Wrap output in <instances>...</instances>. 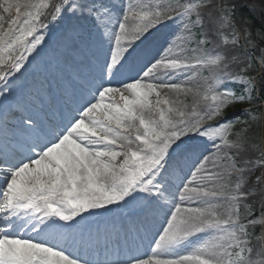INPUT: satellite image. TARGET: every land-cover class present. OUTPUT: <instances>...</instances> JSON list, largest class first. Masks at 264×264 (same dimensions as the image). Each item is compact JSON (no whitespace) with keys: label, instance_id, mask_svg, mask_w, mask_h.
I'll return each instance as SVG.
<instances>
[{"label":"snow or ice","instance_id":"obj_1","mask_svg":"<svg viewBox=\"0 0 264 264\" xmlns=\"http://www.w3.org/2000/svg\"><path fill=\"white\" fill-rule=\"evenodd\" d=\"M2 7L9 16L15 9L7 28L3 25L5 17L0 15V82L8 86L9 76L24 69L25 53L31 55L44 39L35 35L41 27V18L50 15L60 22L71 11V17L79 19L87 6L81 4L77 9L72 0H15L14 3L5 0ZM178 7L182 9L178 18H187L188 23L184 25L186 32L181 43L169 45L170 55L157 59L159 53L148 52L152 36L149 30L169 18L167 12L130 6L124 21L133 19L138 23L131 30L125 23L118 24L117 50L105 55L96 74L79 78V101L66 114L61 112L54 119L41 115L40 109L32 105L22 107L24 114L16 120L11 135L6 134L0 142V218L3 220L0 264H90L55 242L61 229L55 221H63L72 228L71 222L77 217L83 219L84 213L108 205L128 204L137 199L136 194H143L140 198L148 206L163 207L160 202L168 191L166 178L184 173L186 167L192 179L184 183L185 175L181 180L179 199L195 206L183 211L176 207L170 213L162 234L158 232L152 241V255L147 259L130 256L117 264H253L245 256L246 250L250 252L246 249L248 241L243 238L248 232L240 222L239 202L245 195L241 189L246 169L237 167L227 153L228 164L215 154L212 158H196L192 164L200 145L189 142L194 139L191 133L201 137L208 134L209 130L200 127L204 119L212 120L227 106L243 102L246 94L250 96L253 81L240 76L232 79L244 85L243 94L236 95L226 89L218 91L224 77L231 79L230 73L225 71L222 76L214 73L213 82L204 93H194L200 96L197 105L201 100L205 102L202 114L198 115L195 107L186 114L168 106L170 101L161 98L162 89L193 90L168 84L164 82L166 78L186 75L200 65L219 66L222 61L220 56L208 57L202 47L205 41L192 31L202 24L197 11L199 5L189 3ZM107 11L88 8L97 21H103ZM227 11L234 12V6ZM78 38L84 47L91 43L90 33ZM19 48L24 51L14 57ZM259 59L264 63V49ZM137 60L143 62L136 77L121 81L122 86H109L111 79L125 75L126 65ZM105 77L110 78L107 83ZM64 94L69 95L68 89ZM174 113L179 119H173ZM186 115L196 119H185ZM211 131L227 147H241L239 136L236 142L229 143L228 122ZM185 137L188 139H182ZM192 167H196L195 173ZM229 183L234 187L231 193H226ZM147 210V207L143 209L145 213ZM200 234H204L202 242L187 254L178 253L179 249L193 245L192 238Z\"/></svg>","mask_w":264,"mask_h":264},{"label":"rangeland","instance_id":"obj_2","mask_svg":"<svg viewBox=\"0 0 264 264\" xmlns=\"http://www.w3.org/2000/svg\"><path fill=\"white\" fill-rule=\"evenodd\" d=\"M214 1L215 0H72L74 5L77 6V9H79V5L81 4L87 6L84 9V15L82 17L79 19L71 17V11H69L64 20L60 22L53 20L50 25L44 28L40 27L35 35H42L48 39L55 38V40L58 41V43H56L58 55L52 53L49 56V59H51L53 63H57L61 61L59 54H63V50L65 48L73 46L85 48L81 45L78 38L80 35L90 33V45L95 43V39L99 34L100 25L104 24L102 30L109 24L110 29L118 25L121 23L124 14L129 11L130 6L135 8L136 6H146L150 9L159 8L165 10L167 12V16H170L169 19H167L166 27L155 31L149 38L151 43L148 45V52L151 55L159 53L156 55V58L159 59L162 56L170 55L167 51L169 45L173 42L179 45L186 32L184 25L188 23V19L178 18L179 13L182 11V9L178 6L189 3L199 5L197 11L200 14L202 24L194 27L192 31L200 39L205 41V44L202 45V47L205 49L206 55L210 58L220 56L222 61L228 65L226 69L231 76V79L229 77L223 78V83L218 91L226 89L232 91L234 94H237L238 92L243 94L244 85L239 82H232V79L237 76L252 80L254 90L250 93V96L246 94V98L243 102L237 101L227 106L214 119H204L200 127L202 130H209L208 134L201 137L197 133H191L190 136L194 139L189 142L196 143L198 141L200 146L207 147V151L206 153H203V155L210 154V150L218 148V145H220L217 157L223 158L224 163L228 164V160L225 156L227 153L229 156L233 157L237 167H243L246 169L243 174L245 182L241 189V193L245 195L239 202L240 222L246 226V230L248 232V236L243 238L248 241L246 249H250V252L246 250L245 256L247 259L251 260L253 264H264V223L260 222L261 220H264V175H262L264 174V102L261 101L259 96L260 85L262 79L264 78V63H262L259 59L261 50L264 49V44L262 43V41H264V35L263 32L259 30L254 32L251 24L243 19L241 13L243 9L248 8L253 14L264 15V8H259L255 5L250 6L246 0H217L216 3ZM1 6H4V3H2ZM233 6L234 12L229 13L227 10L232 9ZM92 7L102 10L107 9L108 15L114 9L115 11L113 12L112 17L108 20H105V17L103 21H97L94 19V14H90L88 12V8ZM169 8L175 10L168 12L167 10ZM174 13L175 15L171 16V14ZM0 15L5 17L3 25L4 28H7L8 20L15 16V9H13L11 16L4 12ZM195 16L196 14L193 13L194 18ZM133 24L136 25L137 22H133ZM61 28L66 31V36H50L52 31H61ZM34 38L35 37H32L30 39ZM23 51V48H19L13 53L14 57L19 56ZM173 51H176V49L173 48ZM74 56L77 57L78 55L74 54ZM233 56L236 57V60L232 59ZM142 62V60H137L136 64H133V70L136 69V65H141ZM82 63V60H80L78 62L79 66ZM211 70L212 69L209 66L204 65L202 69L194 68L189 70L186 75L176 74L171 78L165 79V81L173 79L177 81L175 84H179L186 89L191 88L193 90L191 92H182L179 97L176 96V103L179 105V110L184 111L187 110V108L202 106V104L205 103L202 100L199 105H197L196 102L194 103V98H200V96L194 95V93L199 92L203 94L207 86L213 82L208 79L210 77ZM84 72H86V75H92V71L90 70ZM189 77L193 78L190 79ZM48 80H50V78H48ZM51 82H53V80H50V83ZM199 83L201 84L200 86L198 85ZM2 84L3 82H0V86ZM33 87L38 89V92H40L42 97H48V89L45 90L38 85ZM6 97L7 99H0V111L2 110L5 116L8 113L12 114L6 125L1 121L3 127L7 131L9 127H15L16 120L23 115V111L19 108V106L13 107V100L11 96ZM64 99V96L59 95V101L62 105L64 103ZM155 99L156 97L153 98V101H155ZM33 106L38 108L36 105ZM242 110L246 113L245 115L247 117V121L244 124L236 126V121L238 119L237 115ZM229 112H233V114ZM224 122H228L227 139L229 143L236 142L239 136L241 142L240 148L227 147L223 144L220 137L215 136L211 131L213 127H219ZM182 139L187 140L188 138L185 137ZM194 162L195 159H193L191 163L194 164ZM189 166H191V164ZM173 178H175L174 175H169L166 178L168 191L165 193V199L161 201L163 207H158V210L155 211V213L161 217V220H157V218L153 216L154 212L148 209L146 215L150 218H146L144 220L143 231L138 229L131 232L130 225L124 224L128 230V236H134L139 241H142L145 236L148 235L154 238V233L161 231V228L164 226V218L167 217L166 215L168 214L167 206L170 205L173 209L175 207V201L179 198L181 193V183L177 184L176 187V185L170 181ZM235 179L236 175L233 174L232 180L235 181ZM181 180L182 178H180V181ZM233 187L234 184L229 183L225 192L231 193ZM123 205L124 204L122 203L114 208V213L116 215L120 214V210ZM94 213L96 212H93V214ZM137 219L141 220V216H133V220ZM253 220H256L257 222L252 223ZM104 229L108 230L109 227L99 228L97 230L100 232ZM152 231H154V233ZM113 236L116 239L124 238L122 233H118V235L113 234ZM258 250H260V254H258ZM88 261H91V258H88Z\"/></svg>","mask_w":264,"mask_h":264},{"label":"bare ground","instance_id":"obj_3","mask_svg":"<svg viewBox=\"0 0 264 264\" xmlns=\"http://www.w3.org/2000/svg\"><path fill=\"white\" fill-rule=\"evenodd\" d=\"M5 0H0V14L3 12V7L1 6L2 3H4ZM14 3L15 0H12ZM21 2H24V0H21ZM215 3L217 0L214 1ZM136 8H141V6H136ZM142 8H145L147 10H156V9H150L149 7L143 6ZM115 9L107 14L106 19L108 20L110 17H112L113 12ZM175 15L171 14V16ZM170 17V16H168ZM169 19V18H167ZM167 19L162 20L159 25L156 26L154 29H150L149 31L151 33H154L155 31H158L160 28L166 27ZM131 21V22H130ZM133 22H137L136 20L133 21V19H129L128 21H124V17L121 21V23L126 24V28L128 30H131L135 28L136 25L133 24ZM71 23V22H70ZM103 25H100V30L97 38L95 39V43H92L88 47L80 48L78 46L73 47H67L63 50V54H59V57L61 59L60 62L53 63L51 59H49V56L52 53H55L58 55L56 43H58L55 38L48 39L44 37L43 41L37 45V48L31 53V55H27L26 61H24V69H27L25 71L24 69H21V72L19 73H12L9 76L10 83L8 86L3 84L0 86V99L5 98L6 96H11L13 100V107L20 106L22 107L24 105H36L38 109L43 110L45 114L48 117L58 119L61 112H64L66 114L68 108L70 106H74L80 98V90L78 88L79 84V78L83 76H88L84 74V71L90 70L92 71V75L96 74L98 71L99 66L103 63L105 59V55L111 52H115L117 50V44L115 41V36L120 34L119 26L116 25L113 28L110 29V24L105 27V29L102 30ZM56 35L59 36H66V31L61 28L60 30L52 31V34L50 36ZM135 43H139L138 41ZM87 53V54H86ZM78 55L77 57L74 56ZM49 59V60H48ZM82 60V64L79 66L78 62ZM77 61V63H76ZM26 63V65H25ZM136 64V62H134ZM129 63L126 65L125 75L118 76L115 79H111L109 86H122L121 81L128 80L129 77H136L137 74L140 71L141 65H136V69L133 70V64ZM225 62L221 61V64L219 66L216 65H207L209 66L211 70L209 80L213 81V74L217 75H223V72H227V69L224 67ZM204 65H200L197 68L202 69ZM53 80V82L50 83V80ZM110 78L105 77V82L107 83ZM129 82H131L129 80ZM168 84H175L177 81L173 79H168L164 81ZM32 84V86H31ZM38 85L39 87L47 90L48 89V97L47 100H44L42 97H40V94L36 90L35 87ZM55 85V86H54ZM201 85L200 83L198 84ZM56 87V88H55ZM68 89L69 95L65 96L64 90ZM73 89H75V94L73 95ZM57 92H59L60 95L64 96V102L65 104L63 106L60 105V102L57 97ZM182 94V92H178L176 90H170V89H162L161 90V97H164L163 99H168L170 101V104L168 106L172 107L174 110L179 108V105L176 103V96L179 97V95ZM155 97V96H154ZM153 97V98H154ZM152 98V99H153ZM118 101V97L116 98ZM197 100H200L199 97L194 98V103L197 102ZM49 103H52L50 105ZM205 104V103H204ZM204 104L202 106H196V112L197 114H202ZM163 106V107H168ZM193 110L192 107L187 108V110H184V112L191 113ZM41 115H44L40 111ZM158 118V117H157ZM0 119L8 120L9 117H6L3 115L2 112H0ZM173 119H179V116L175 113L173 114ZM185 119H196V117L186 115ZM16 124V123H15ZM15 127L11 126L6 131L2 126L0 122V142L5 139L6 134L8 136L11 135L12 130ZM199 144V142H196ZM207 147H199V150L196 154V158L202 157H208L212 158L213 154L215 156H218V148H213L210 150V154L203 155V153H206ZM122 159V157H121ZM198 166V165H197ZM191 167V166H189ZM192 172H196V167L191 168ZM188 174V168L186 167L184 170V173H176V177L171 179L170 181L174 183L177 187V184L181 183L179 182V178H184L185 175ZM178 177V178H177ZM191 175H187V180H184V183H187L188 180H191ZM181 191L182 188L180 187ZM180 191V192H181ZM137 199L130 200L128 204H124L121 207L120 214L116 215L114 213V208L118 206L119 204H113L108 205L105 208L102 209H96L92 210L90 213H84L83 219L81 217H77L76 221L71 222L74 227L69 228L68 224H66L63 221L56 220L55 224L60 225L61 229L59 233L56 235V241L60 244V246L65 247L66 249L73 251L74 255H78L79 257L83 259H87V257H100L101 260H97L94 264H117L119 261H124L123 256H127L125 260H127L130 256L140 257L147 259L149 256L152 255L151 249L154 247V243L152 241L156 237V234L159 232L162 234V229L167 226L166 221L171 218L170 211H175L176 207H180L183 211L184 208L188 206H195L190 205L187 201H181L179 198L175 201V207L172 209V206L168 205V214L166 215L164 219V226L161 228V231H157L154 233V238L150 236H146V239L139 241L135 237L132 238H126V230H123L122 233L124 235V239L121 240L122 244H119L116 240H109V236L105 237L104 239H100L99 237L93 238V243L95 245H89L84 243V239L87 237V235L92 231L94 228H105L109 227L108 232H114L115 235H118L119 223L124 224V222H131L133 223L131 228V231L135 230H144L143 222L147 218V213L143 211L147 207V209L152 210L153 216L157 218V220H161V217H159L155 211L158 210V207L156 206H148L147 201L141 199L140 197L143 194H136ZM161 203V202H160ZM93 212H96L93 214ZM139 215L141 216V220L138 222V224H135L133 222L132 216ZM179 215V214H178ZM154 218V219H155ZM78 222V223H77ZM3 224L2 218H0V225ZM82 232L83 238L81 241H79L77 236H75V233ZM29 233H25V235H28ZM33 238H35V234L31 233ZM204 234H200L197 237H193L192 239L195 241L193 245H191L188 248H181L178 250L179 254H187V252L191 251L193 247H195L197 244H199L201 240V236ZM111 247V253L109 254V260L106 258L107 254L106 248ZM258 254H260V250H258Z\"/></svg>","mask_w":264,"mask_h":264},{"label":"trees","instance_id":"obj_4","mask_svg":"<svg viewBox=\"0 0 264 264\" xmlns=\"http://www.w3.org/2000/svg\"><path fill=\"white\" fill-rule=\"evenodd\" d=\"M250 5L257 6L259 8H264V0H246ZM243 16L245 20L249 21L252 24L254 32L256 31H262L264 35V15H257L253 14L250 10L243 9L242 10ZM49 19H51V16L49 15ZM260 40V39H258ZM264 44V42H263ZM5 70V69H4ZM261 97L264 100V81L261 85ZM244 117L240 119L241 122H243Z\"/></svg>","mask_w":264,"mask_h":264}]
</instances>
